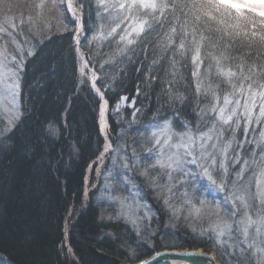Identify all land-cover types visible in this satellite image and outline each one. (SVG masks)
<instances>
[{
	"label": "trees",
	"instance_id": "1",
	"mask_svg": "<svg viewBox=\"0 0 264 264\" xmlns=\"http://www.w3.org/2000/svg\"><path fill=\"white\" fill-rule=\"evenodd\" d=\"M31 1L26 0L25 7ZM74 1L81 9L83 31L88 37L95 34L98 16L104 9L108 10L106 15H118L121 20L127 13L138 14L135 5L127 7L132 5L129 0ZM185 2L191 0H173L174 4ZM122 4L124 8L120 7ZM63 14L59 20L62 30L53 28L32 38L33 51L25 58L19 78L20 116L0 139V253L8 264H132L156 250L200 247L212 250L220 264H229L231 255L225 245L219 246L209 234H194L185 229V224H173L172 228L155 233L158 237L148 240L149 248L124 222L100 218L97 205L79 209L85 170L100 152L103 140L97 124L99 100L87 80L79 82L73 24L64 10ZM159 16L157 11L156 17ZM140 17L148 20L151 27L135 36L131 45L123 46L125 41L117 32L103 42H80L99 75L97 85L107 102L108 136L114 146L121 133L137 137L138 141L147 136L138 127H131L134 123L167 121L179 132L195 125L207 106L205 94L196 90L198 80L209 92H221L231 85L236 89L242 81L243 87L255 81L253 86L262 88L264 47L230 42L221 33L201 41L200 36H207V31L200 29L195 33L200 47L197 80L192 62L197 44L193 43L192 29L185 26L180 12L170 6L159 25L152 14L145 16V11H141ZM249 18L257 29L264 27L260 17L250 14ZM104 27L109 32V26ZM248 27L251 29V24ZM24 31L27 35L26 28ZM181 42L184 48L180 47ZM222 52L229 58L222 61L223 67L237 73L231 82L218 73L217 59ZM250 70L260 74L246 81L244 77ZM122 96L131 108L116 111ZM232 178L229 174L225 183L215 185L220 193L215 197L209 192L205 194L208 187L200 177L192 184L186 181L187 198L200 203L195 197L203 192L202 200L225 207V199L240 196L237 188L232 187ZM69 209L72 218L68 219L66 240L77 261H65L60 256L64 218ZM200 215L206 224L203 209ZM159 216L161 221L160 212ZM171 218L168 215L165 221L169 223ZM177 220L173 222H181L180 218ZM167 230L168 235H163ZM235 248L232 247V254L236 253Z\"/></svg>",
	"mask_w": 264,
	"mask_h": 264
},
{
	"label": "rangeland",
	"instance_id": "2",
	"mask_svg": "<svg viewBox=\"0 0 264 264\" xmlns=\"http://www.w3.org/2000/svg\"><path fill=\"white\" fill-rule=\"evenodd\" d=\"M25 1L0 0V139L20 116L19 78L25 58L33 51L31 40L53 28L62 30L59 20L64 16L63 10L73 24L72 39L76 44L78 78L87 80L90 88L92 76L97 72L80 48L81 40L87 43L103 42L107 36L117 32L125 37L122 45L126 46L128 39L137 36L129 33L138 27L141 11H145V16L151 15V10L137 7L140 0H129L136 6L137 16L127 13L121 20L118 15H106L108 10L104 9L102 15L98 16L100 22L95 34L88 37L83 31L81 9L74 0H32L28 7H25ZM134 17L139 18L135 23L132 22ZM104 25L109 26V32H106L107 27ZM197 69L195 62L194 79L199 77ZM198 81L196 90L205 94L207 106L199 113L195 125L180 132L174 131L167 121H150L140 125L134 123L131 127H138L147 136L138 141L137 137L121 133L115 136L119 143L114 146L108 136L107 105L104 127L100 124L98 107V132L103 144L85 170L79 209L98 206L100 218L124 222L149 248V241L158 237L154 236L155 233L160 234L163 229L172 228L173 224H185V229L194 234H209L219 246L225 245L231 255L227 261L229 264H264V223L260 222L264 219V116L260 111L264 99L257 96L256 106L251 108L249 117L245 115L244 107L245 101L251 105L248 85L243 87L244 91H238L241 86L232 89L231 85V88L226 87L221 92H209ZM251 91L261 92L264 89L253 86ZM225 97L229 99L227 106L224 104ZM97 98L100 106L101 100ZM237 100L240 101L239 106ZM129 107L131 103H126V97L122 96L115 110L122 111ZM221 108L225 109V117L230 116L234 108L236 115L224 123L220 119ZM166 124L168 130L161 134ZM189 137L193 144L185 148ZM165 140H168V144H164ZM202 143L203 148L200 146ZM229 174L233 176L232 187L237 188L240 196L225 199V207L219 206L217 202L214 203L218 206L207 203L205 198L202 200L203 192L195 197L200 203L187 198L186 181L192 184L196 177H200L208 187L205 194L209 192L215 197L220 195L215 185L225 183ZM194 187L197 188L198 184ZM202 209L207 218L206 224L199 218ZM71 211L69 209L64 218L63 232L69 227ZM159 212L162 214L161 221ZM168 215L172 216L169 223L165 221ZM249 217L256 223L247 226L245 231ZM179 218L180 223L173 222ZM165 232L163 235H168L169 230ZM63 239L65 242L59 247L60 256L65 261H77L70 246L65 244V235ZM233 246L236 247L237 255L231 253Z\"/></svg>",
	"mask_w": 264,
	"mask_h": 264
},
{
	"label": "snow or ice",
	"instance_id": "3",
	"mask_svg": "<svg viewBox=\"0 0 264 264\" xmlns=\"http://www.w3.org/2000/svg\"><path fill=\"white\" fill-rule=\"evenodd\" d=\"M133 5H127V7L131 8ZM142 6L145 10H151L152 18L157 25L163 21L164 17L167 16L169 7L177 9L180 12L181 17L185 18V26H190L193 32V43L197 44L196 47V55L192 57L193 62H197L199 60L200 47L198 42L195 40V33L200 29H206L207 36L202 34L200 36V40L204 41L207 38L215 36L216 33H221L222 37H228L230 42L241 41L246 42L245 46H260L264 47V27H260L257 29L256 23L253 22L249 18V13H254L259 16L260 24L264 25V0H191V3L185 2L183 4H174L173 0H140V4L137 7ZM121 8H124L125 5H121ZM157 11L160 13V16L157 18ZM234 13V15H233ZM139 18H132V22L135 23ZM230 21H235V23H231ZM251 24V29H249L248 25ZM151 24L148 20H139L138 27H134L132 32L129 35L136 34L139 35L143 33L147 28H150ZM116 31V29H113ZM173 34H175L176 29L172 30ZM125 37H121L123 41ZM171 43V39L168 41ZM134 41L131 39L127 40V44L131 45ZM181 48H184V42H181ZM31 54V53H29ZM229 59L227 56L220 54V57L217 59V69L218 73L223 77L227 78L229 82H231L232 78L237 76V73L232 71L230 68L225 69L222 65V61ZM197 67L199 65L197 64ZM241 75H243V68H241ZM260 73H254L252 70L249 71V75L244 77V80H252V76ZM195 75V73H194ZM256 82L250 83L248 85L249 99L251 100V105L245 101V115L251 116V108L256 106V98L259 96L264 99V91L255 92L251 91L253 85ZM260 87L264 88V84L260 85ZM238 91H244L243 89V81L241 82V88ZM225 106L229 104V99L225 97L224 100ZM237 106L240 105V101H236ZM261 115L264 116V105H261ZM225 109H220V119L224 121V123H228L229 120L232 119L233 116L236 115V109L232 110V114L230 116H224ZM168 130V125L164 126V129L161 134L166 133ZM208 139H211L209 137ZM164 144H168V140L164 141ZM193 144L192 138L189 137V143L185 144V148H190ZM201 148L204 147L202 143ZM191 155V152L188 153ZM171 159V157L169 158ZM195 161H193L194 163ZM159 163V162H158ZM205 174H207V169H205ZM264 223V219L260 221ZM256 223L250 217L247 219V224L245 231H247V226ZM164 255H172L180 258L184 257H194L197 254L193 252H183V253H165ZM132 258H136L133 256ZM140 264H149L148 261L141 260Z\"/></svg>",
	"mask_w": 264,
	"mask_h": 264
},
{
	"label": "water",
	"instance_id": "4",
	"mask_svg": "<svg viewBox=\"0 0 264 264\" xmlns=\"http://www.w3.org/2000/svg\"><path fill=\"white\" fill-rule=\"evenodd\" d=\"M103 96V95H102ZM193 252L197 255L194 257H176L172 255H164L165 253H183ZM3 258V255H0ZM148 261L149 264H220L217 260L214 252L211 250H204L203 248H165L159 251H155L132 264H140V261Z\"/></svg>",
	"mask_w": 264,
	"mask_h": 264
},
{
	"label": "bare ground",
	"instance_id": "5",
	"mask_svg": "<svg viewBox=\"0 0 264 264\" xmlns=\"http://www.w3.org/2000/svg\"><path fill=\"white\" fill-rule=\"evenodd\" d=\"M98 78H99V75L98 74H95L92 76V79H91V90H93L97 97L100 98V106H99V114H100V124L102 127H104V124L106 122V118H105V107H106V102L102 96V92L101 90L98 88V85H97V81H98ZM83 80H79V82H82ZM66 234V231L64 230V235ZM65 242V241H64ZM65 244H67V246L69 247V244L66 242ZM71 248V247H70ZM0 255H3L2 253H0ZM0 259L2 260V264H8V260L7 258L5 257V255H3V258L0 256Z\"/></svg>",
	"mask_w": 264,
	"mask_h": 264
}]
</instances>
